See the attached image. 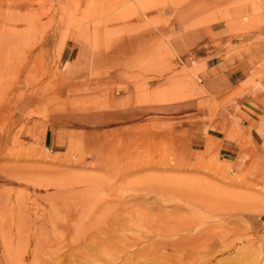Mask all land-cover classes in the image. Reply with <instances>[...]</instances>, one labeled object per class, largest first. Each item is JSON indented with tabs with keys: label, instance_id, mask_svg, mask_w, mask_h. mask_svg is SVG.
<instances>
[{
	"label": "rangeland",
	"instance_id": "obj_1",
	"mask_svg": "<svg viewBox=\"0 0 264 264\" xmlns=\"http://www.w3.org/2000/svg\"><path fill=\"white\" fill-rule=\"evenodd\" d=\"M204 42L264 80V0H0V264H264V168L224 149L247 129L194 139Z\"/></svg>",
	"mask_w": 264,
	"mask_h": 264
},
{
	"label": "crops",
	"instance_id": "obj_2",
	"mask_svg": "<svg viewBox=\"0 0 264 264\" xmlns=\"http://www.w3.org/2000/svg\"><path fill=\"white\" fill-rule=\"evenodd\" d=\"M214 33L223 30L213 27ZM228 42L222 38L220 47ZM216 45V44H215ZM232 46L238 44L231 40ZM198 52V60L205 61V72L201 74V81L207 96L202 100L204 106L200 109L201 121L196 141H212L220 144L225 138L224 127L237 123L247 129L249 147L236 150V143L227 144V151L231 162L238 170H249L256 159L260 160L264 168V80L259 76L262 70L256 63L262 57L255 50L249 48L239 52L228 49L219 52L215 46L207 47L202 43ZM260 46V45H259ZM62 74L65 79L77 82L89 78L93 73V53L88 47L77 46L64 49ZM62 132H50L46 142L59 148L63 146Z\"/></svg>",
	"mask_w": 264,
	"mask_h": 264
},
{
	"label": "water",
	"instance_id": "obj_3",
	"mask_svg": "<svg viewBox=\"0 0 264 264\" xmlns=\"http://www.w3.org/2000/svg\"><path fill=\"white\" fill-rule=\"evenodd\" d=\"M259 220H261L262 222H264V216L260 217Z\"/></svg>",
	"mask_w": 264,
	"mask_h": 264
},
{
	"label": "bare ground",
	"instance_id": "obj_4",
	"mask_svg": "<svg viewBox=\"0 0 264 264\" xmlns=\"http://www.w3.org/2000/svg\"><path fill=\"white\" fill-rule=\"evenodd\" d=\"M263 217V216H262ZM263 224H264V222H263ZM197 263V262H196ZM203 264H207V262H205V263H203Z\"/></svg>",
	"mask_w": 264,
	"mask_h": 264
}]
</instances>
